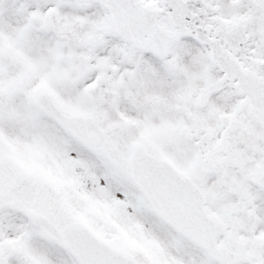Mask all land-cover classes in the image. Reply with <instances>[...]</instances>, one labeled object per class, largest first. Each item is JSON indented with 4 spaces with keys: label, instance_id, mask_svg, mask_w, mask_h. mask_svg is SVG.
<instances>
[{
    "label": "snow or ice",
    "instance_id": "1",
    "mask_svg": "<svg viewBox=\"0 0 264 264\" xmlns=\"http://www.w3.org/2000/svg\"><path fill=\"white\" fill-rule=\"evenodd\" d=\"M0 264H264V0H0Z\"/></svg>",
    "mask_w": 264,
    "mask_h": 264
}]
</instances>
